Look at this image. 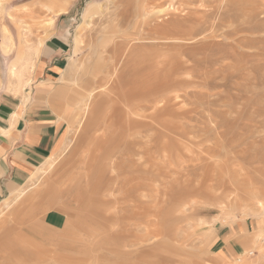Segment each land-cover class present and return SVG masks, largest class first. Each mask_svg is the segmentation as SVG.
Here are the masks:
<instances>
[{"label": "rangeland", "instance_id": "obj_1", "mask_svg": "<svg viewBox=\"0 0 264 264\" xmlns=\"http://www.w3.org/2000/svg\"><path fill=\"white\" fill-rule=\"evenodd\" d=\"M137 1L0 0V106L60 139L0 264H264V0Z\"/></svg>", "mask_w": 264, "mask_h": 264}, {"label": "crops", "instance_id": "obj_2", "mask_svg": "<svg viewBox=\"0 0 264 264\" xmlns=\"http://www.w3.org/2000/svg\"><path fill=\"white\" fill-rule=\"evenodd\" d=\"M43 72L54 74L51 71ZM0 109L12 114L8 117L0 114L4 122L0 124L1 197L4 189L23 179L36 163L45 159L57 147L60 139L49 117L34 114L42 110L40 105H35L26 117L20 116L14 106L4 104ZM6 176L8 179L4 180Z\"/></svg>", "mask_w": 264, "mask_h": 264}, {"label": "bare ground", "instance_id": "obj_3", "mask_svg": "<svg viewBox=\"0 0 264 264\" xmlns=\"http://www.w3.org/2000/svg\"><path fill=\"white\" fill-rule=\"evenodd\" d=\"M115 1V0H114ZM148 1V0H147ZM145 2V3H143V0H138L137 1V6H136V8H137V10H139V11H141L142 12V15H143V21L141 22L142 24H147V23H150V20H151V17H150V14H151V10L152 9H154V7H152L151 5H148V3H149V1L148 2ZM171 6V5H170ZM90 9V8H89ZM93 9H94V7H93ZM92 9V10H93ZM89 13V12H88ZM87 13V14H88ZM171 13V12H170ZM117 14V13H116ZM169 14V13H168ZM119 15V14H118ZM101 16V15H100ZM121 16V15H120ZM165 16V15H164ZM168 17V16H167ZM166 17V18H167ZM105 18V17H104ZM161 19V18H160ZM162 19H164V18H162ZM167 21V20H166ZM172 21V20H171ZM162 22V21H161ZM96 24V23H95ZM135 24V23H134ZM156 27H158V25H155ZM134 28V27H133ZM154 30V29H153ZM116 38V37H115ZM126 38H122L121 39V42H117V41H114L112 44V46H113V48H114V50L116 51V49L117 50H122V48H124L125 49V47L127 48V49H130L131 48V46L130 45H127V43L126 42H128V41H126L125 40ZM129 40V39H128ZM143 40V39H142ZM82 41V40H81ZM130 42V41H129ZM128 42V43H129ZM125 43V44H124ZM117 47H119V48H121V49H118ZM124 51V53H125V50H123ZM123 53V54H124ZM126 55V54H125ZM118 56V55H117ZM24 57V56H23ZM122 58V57H121ZM155 61V60H154ZM15 62V61H14ZM18 62V61H17ZM119 63V62H118ZM159 63V62H158ZM168 65V64H167ZM167 65H165V66H167ZM117 66V63L115 64V67ZM114 67V68H115ZM10 71H13V74L17 77V79H19L20 78V76H21V74H22V71H24V69H23V67L21 66V64H20V66H17V64L16 63H14L12 66H11V69H10ZM23 76V75H22ZM106 80V79H105ZM17 82V81H16ZM15 82V83H16ZM17 84H19L18 82H17ZM14 85V84H13ZM18 86V85H17ZM110 86V85H109ZM102 88L103 87V85L102 84H100L98 87H95V88ZM95 88L94 89H91V91L88 93L89 94V96H94V94H95V92H94V90H95ZM104 88H102L101 90H103ZM110 89V88H109ZM161 101V100H160ZM159 102V101H158ZM46 172V171H45ZM36 174V173H35ZM34 174V175H35ZM39 174V173H38ZM40 174H41V172H40ZM33 175V176H34ZM37 176V175H36ZM39 177V176H38ZM32 178V177H31ZM34 179V178H33ZM24 192V190H22L21 191V193L20 194H22ZM20 194H15V195H20ZM15 195H13V197L15 196ZM17 196H16V198H17Z\"/></svg>", "mask_w": 264, "mask_h": 264}]
</instances>
